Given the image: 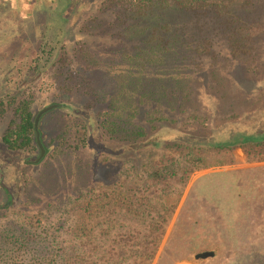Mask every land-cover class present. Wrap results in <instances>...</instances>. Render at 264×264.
Wrapping results in <instances>:
<instances>
[{
	"label": "rangeland",
	"instance_id": "1",
	"mask_svg": "<svg viewBox=\"0 0 264 264\" xmlns=\"http://www.w3.org/2000/svg\"><path fill=\"white\" fill-rule=\"evenodd\" d=\"M78 1L65 25L69 35L52 52L51 63L42 59L37 66L35 61L40 59L41 44L34 28L39 21L46 25L43 7L53 6L51 12L56 13L67 8L69 0H0V97L25 84L24 97L33 101V110L38 115L52 105H58L52 111L66 109L63 100L57 98L58 93L71 95L72 103L84 105V111L92 113L97 120L116 112L110 105L119 107L116 101L122 90L126 91L128 103L140 99L145 93L137 84L140 76L145 86L155 82L156 77H165L161 73L166 66L165 57L162 62L140 70L143 73L137 78L128 73L133 71L127 60L129 55L134 56L145 47L139 43H145L150 37L148 32H137L139 26L134 24L147 19L130 22L132 27L125 32H107L119 27L112 26L114 22L106 15L107 10H103L109 0ZM217 1L210 2L214 12L209 14L207 23L214 29L200 30L199 35L213 39V50L217 49L219 56L212 59L210 55H202L195 46L175 51L185 57L169 66L175 76L184 77L179 94L171 99L164 91L157 92L159 102L147 101L133 122L140 121L149 128L151 124L146 122V117L156 114L170 128L180 127L200 134L215 130L212 127L216 128V124L237 123L236 129L224 135L227 140L256 129L252 115L264 106V0ZM221 1L224 6L215 4ZM214 20L220 23L214 25ZM231 42L241 49L235 55L226 51ZM143 50V61L149 60L150 47ZM188 56L191 58L187 59ZM128 74L126 80L122 79ZM129 79L134 88L129 87ZM246 82L258 85L257 91L250 84L245 85ZM236 84L245 86L247 93L233 88ZM59 85L73 87L74 92L59 94ZM209 99L213 103L209 104ZM177 104L181 105V112L191 114L192 121L173 110ZM78 117L81 122L74 121L67 112L53 113L48 116L45 131L58 143L67 128L78 125L76 129H82V122L88 125V117ZM10 120V115L0 117V232L3 234L9 231L18 234L23 226L28 230L43 227L56 233L59 243L67 247L91 239L101 246L93 254L103 264H134L146 257V253L136 252L137 247L152 243V238L147 237L149 223L161 211L169 221L162 226L164 238L148 264H264V152L260 148L232 146L226 151H205L202 154L210 159L212 167L191 175L187 185L174 184L169 196L156 188L148 193L136 192V199L149 198L151 202L127 204L133 213L121 212L113 204L114 196L122 192L119 186L127 175L150 171L166 155L180 158L173 146L144 143L140 149H133L131 146L142 140L127 142L135 136L131 131L108 140L109 135L99 126L97 131H92L93 145L85 141L87 147L83 150L65 153V164L69 167L63 172L64 168L59 165H64V160L59 164L51 157L45 158L46 150L38 163L41 155L38 157L37 152L33 154L34 158L38 157L36 160L17 162L14 157L18 156L8 153L2 143ZM49 142L45 146H50ZM92 192L100 199L94 201ZM8 195L13 196V204ZM7 205L9 208L4 207ZM81 229L87 232L78 239ZM133 229L139 232L135 239L127 235ZM108 246H115L114 253ZM205 252H214L215 256L195 259ZM21 255L17 258L19 263L32 259Z\"/></svg>",
	"mask_w": 264,
	"mask_h": 264
},
{
	"label": "trees",
	"instance_id": "2",
	"mask_svg": "<svg viewBox=\"0 0 264 264\" xmlns=\"http://www.w3.org/2000/svg\"><path fill=\"white\" fill-rule=\"evenodd\" d=\"M211 1L214 0H109L104 5L103 10H107L105 11L106 15L111 19L112 23L114 22L112 26L116 24L117 26L119 25V27L118 29L113 28V30L107 32H125L132 27L130 22H136L137 19H147L146 22L140 20L134 25L139 26L137 32L143 34L146 32L149 33V39L145 43L139 44L150 47L152 52L151 58L143 61V58L145 59L143 56L145 52L143 49L145 47L139 49L134 56L129 55L130 58L127 60L130 63V67L133 68V71L130 73L131 70H128V73L132 75L131 77L137 78L143 73L140 72V70L143 71V69H146L147 65L151 66L162 62L161 60L165 57V61L167 58L166 66L163 72H161L165 77H156L155 82L149 86H145L140 76V80L137 81V84L142 86L141 89L145 92L140 99L128 103L125 100L126 91L122 90L116 101L119 103V107L116 108V105H110L111 109L116 112L105 114L102 119L97 118V120L92 113L84 111V105L71 102V95L68 94L74 92L73 87L59 85V94L68 95V97L65 95L60 96L57 93V98H61L63 100L62 104L66 106L64 111L59 110V112H61V114L67 112L74 121H79L78 116L88 117L89 123L86 125V123L82 122L80 126L82 129H76L78 125H76L75 128H67L65 133L58 139V143L54 141L53 137L50 139V133L45 131V125L47 124L46 121L49 115L59 112H48L40 119L39 133L41 143L47 153L45 158L51 157V160L59 161V164L64 160V165H59L64 168L63 172H66L67 167H69L65 164L66 154L83 150L85 146L87 147L85 141H88L87 143H89V145H93L94 139L92 131H97L99 126H102L104 131L109 135L108 140L115 139L116 135L121 132L128 133L131 131L132 135L135 136L132 140H127V142L135 143L142 140L139 143H135V146H131L133 149H140L144 143H146V146L153 144L156 147H162L164 145L168 147L170 145L173 146L172 148L175 152H179L180 158H176L172 156V154L166 155V158L155 163L150 171L146 170L143 173L132 172L127 175V179L119 186L122 192L114 196L115 202L113 204L121 208V212L123 210L131 212L132 207H130V205H147L148 201L151 202L149 198L136 199V192L148 193L156 188L160 190V192H163L165 196H169L173 192L172 186L174 184L181 183L187 185L191 175L212 167L213 163L210 164V159L202 154L205 151H226L229 148H233L232 146L250 147L253 145L256 149L260 148L262 152H264V106L261 110L258 109L252 115L256 120L254 122L256 129L243 132L230 140L224 138V135L227 132H232L234 128L236 129L237 123H221L220 126L216 124V128H214V126L212 127V129L215 130H211L210 133L207 134H200L192 132V130L187 131L183 128L180 129V127L170 128L171 126L167 123H162L165 121L164 118L156 117V114H150L149 117H146V122L151 124L149 128L142 125L140 121H132L141 108L146 106L147 101H152L153 103L159 102V99H157V92L161 93L160 91H164L171 99L179 94L180 87L183 85L182 82H184V77L175 76L173 72L171 73L172 69L169 66L177 64L178 62H176V60L178 58L182 59L185 57L184 55L175 54V51L182 50L183 47L189 49L195 46V49H198V52L202 55H210L212 59H215V56H219L218 54L220 52L217 49L213 50V39L211 37H200L201 35H199L200 30L210 31L214 29L211 23L207 24L209 14L214 12V7L212 3H210ZM78 2V0H69L67 8L64 7L62 11H56V13L51 12V9L54 8L53 6L51 8L43 7L46 13V25L39 21L36 23V28H34L37 30L36 38L40 36L39 42L41 44L39 48L40 59L35 61L37 66H39L40 60L42 59L45 60L47 64L51 63L53 60L52 52L55 48H59L64 39L69 35L68 31L65 29V25L68 22L67 20L71 11H73ZM215 2L219 1L215 0ZM215 4L224 6L223 1ZM77 8L79 7L77 6ZM195 18H197V20H195ZM31 21H35V19ZM212 22L214 25L220 23L218 20ZM220 26H222V24H220ZM120 35L121 37L124 36V34ZM229 45L230 49L226 51L229 53L231 52L230 54H237V52L241 50L239 49V45L237 49L235 42H231ZM62 48H65L64 45ZM168 56H170V58ZM186 58L188 59L191 57L188 56ZM42 62L44 63V61ZM54 63L53 61L52 64ZM136 64L139 65V69H137L138 66ZM161 73H159L160 76L163 75ZM129 74L122 77V79L126 80ZM58 76H60V73ZM75 77L76 76L71 77L68 83ZM28 82L29 81L25 82L26 85H28ZM128 82L129 87L134 88L130 79ZM247 84L252 86V90L257 91L258 85L255 87L256 84L254 83L246 82L245 85ZM24 86L25 84H22L15 91L0 97V117H5L6 115L11 116L9 126L2 137V143L8 153L18 156H13L17 158V162H20V159H23V162H31L41 155L35 129L38 113H35L33 110V101L29 99V97H24ZM140 86H138V88ZM241 86L242 85L236 84L233 88L241 89L243 92L247 93V91H244L245 86L244 88H241ZM76 88H79V86ZM192 91L193 89H191L190 93ZM256 91H253V94H255ZM212 98L215 102V97L212 96ZM213 100L209 99V104L213 103ZM87 105L91 106V103ZM174 107L176 109L173 110H177V114L183 116L188 121H192L190 113L185 111L181 112L179 110L181 108L180 104ZM209 107L212 108V105H209ZM124 118L129 122L125 121ZM153 124L154 126L152 128ZM151 131L156 132L152 133ZM48 140H50V146L46 145V147L45 143ZM157 143H162L164 145H157ZM36 152L39 155L37 158H34L33 154ZM56 169L55 167V170ZM140 186L142 187L141 189ZM90 195L94 201L97 198L100 199V196L95 192L90 193ZM7 198L10 204L14 203L13 196L8 195ZM127 204L130 205L127 206ZM109 206L110 205H105V207ZM4 207H8V205ZM160 212L161 211H158L157 215H153L154 217L152 216L153 218L149 223L150 228L147 231V237L152 238V243L137 247L136 252L138 254L146 253V257L143 261H137L134 264H148L154 259L165 234L164 227L162 226L169 221V217ZM67 213L68 215L71 213L70 209ZM30 225L32 226L33 224ZM26 229L27 226H23L18 234L13 231L4 234L0 232V264H103L101 261H98V256H94L93 254V252L99 250L101 246L94 244L91 239L90 242L88 240L83 244L67 247L59 243L57 234L47 228H34L36 230ZM79 232L80 234L77 235L78 239L84 237L87 231L86 229H81ZM128 232L129 234L127 235L130 237L133 236V239H135L139 233L134 229ZM88 233L91 235L93 234L91 230H89ZM114 247L115 246H108L107 249L110 248V251L113 250L114 253ZM19 254H22L21 256H24L27 260L32 256V259L19 263L17 260ZM90 258L95 259V261H92ZM110 264L118 263L115 262Z\"/></svg>",
	"mask_w": 264,
	"mask_h": 264
},
{
	"label": "water",
	"instance_id": "3",
	"mask_svg": "<svg viewBox=\"0 0 264 264\" xmlns=\"http://www.w3.org/2000/svg\"><path fill=\"white\" fill-rule=\"evenodd\" d=\"M58 108V105H52V106H49V107H46L45 109H43L39 115L37 116V119H36V123H35V129H36V132H37V139H38V145L40 147V150H41V157L39 160L36 161V163L40 162V160H42V158L44 157L45 155V149L41 143V140H40V133H39V122H40V119L41 117L46 114L47 112H50L54 109ZM215 256V253L214 252H205V253H201V254H198L195 256V259L198 261V260H207L209 258H213Z\"/></svg>",
	"mask_w": 264,
	"mask_h": 264
}]
</instances>
